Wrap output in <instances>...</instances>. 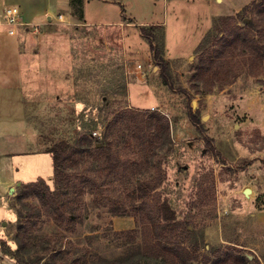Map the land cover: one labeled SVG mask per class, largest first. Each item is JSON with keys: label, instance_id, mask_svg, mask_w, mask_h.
Listing matches in <instances>:
<instances>
[{"label": "rangeland", "instance_id": "374dc122", "mask_svg": "<svg viewBox=\"0 0 264 264\" xmlns=\"http://www.w3.org/2000/svg\"><path fill=\"white\" fill-rule=\"evenodd\" d=\"M120 1L124 6L91 0L86 5L88 21L98 23L78 20L72 6L66 11V4L64 11L52 10L49 17L35 20L41 24L39 32L20 27L12 37L15 40L1 47L9 77L23 82L21 89L14 85L11 91L23 96L26 113L22 115L33 130L28 126L18 137H0L13 148L31 151L0 157V162L22 157L21 175L32 178L41 173L48 178L44 173L51 170L52 174L53 165L45 149L54 138L75 137L74 128L90 125L104 131L125 109L151 110L154 105L172 120V143L159 153L166 158L162 192L178 218L203 234L202 254L214 259L217 248L234 241L246 264H264V74L255 76L246 67L241 71L235 66L238 75L223 88L224 74L213 81L208 75L206 82L195 78L203 52L213 48L198 50L214 19L236 14L253 0ZM253 16L250 12L249 17ZM151 21L165 23L170 85L163 82L160 65L138 30L139 24ZM215 40L213 34L210 41ZM190 105L198 112V124L189 116ZM15 112L3 121L8 131L15 126ZM119 137L116 133L110 140ZM209 141L222 155L209 152ZM126 151L128 157L139 159ZM141 171H136L135 179L146 176L147 171ZM13 188L7 193L0 185V234L9 240L15 237L18 220L15 205H19L20 188ZM127 194L124 185H118L111 198L118 201L128 198ZM94 200L93 193L86 195L85 217L77 232L69 234L72 244L111 259L140 250L144 228L140 214L113 215L109 205H97ZM44 220L37 228L39 235L62 230L56 222ZM89 234H94L92 239ZM209 263L201 258L195 264ZM0 264L16 263L0 257Z\"/></svg>", "mask_w": 264, "mask_h": 264}, {"label": "trees", "instance_id": "16d2710c", "mask_svg": "<svg viewBox=\"0 0 264 264\" xmlns=\"http://www.w3.org/2000/svg\"><path fill=\"white\" fill-rule=\"evenodd\" d=\"M71 5L73 14L83 19L84 0H72ZM250 12L253 17H249ZM138 28L160 65L163 82L170 85L171 61L165 57V25L140 24ZM213 34L214 42L210 41ZM204 46L213 48L203 52L196 66L197 80L206 82L209 75L213 81L224 74L225 80L220 84L223 88L238 75L233 70L235 66L241 71L246 67L255 76L264 74V0H253L236 14L215 18L212 30L198 50ZM237 55L242 58L237 59ZM190 107L189 116L198 124V112ZM171 121L158 110L131 107L116 115L104 131L86 125L74 128L75 137L54 138L45 149L52 157L51 179L40 176L20 183L19 205H15L17 232L11 240L0 234V253L16 264H195L201 258L209 264H246L237 242L231 240L232 244L224 249H216L214 259L203 255V234L190 228V222L179 219L170 200L163 195L166 158L159 153L172 143ZM82 129L84 133L80 134ZM116 133L120 139L110 140ZM207 149L222 155L210 141ZM126 150L139 159L128 157ZM137 170H146V176L135 179ZM118 185H124L128 198L112 200ZM88 193L95 195L97 205H109L113 215L140 214L144 226L140 250L111 259L72 244L69 234L77 232L78 223L85 217ZM44 217L56 222L62 230L39 235L37 228L44 223ZM91 235L94 234L88 237Z\"/></svg>", "mask_w": 264, "mask_h": 264}, {"label": "crops", "instance_id": "0c3cea01", "mask_svg": "<svg viewBox=\"0 0 264 264\" xmlns=\"http://www.w3.org/2000/svg\"><path fill=\"white\" fill-rule=\"evenodd\" d=\"M91 0H84V17L83 19H79L77 16H75L78 20H81L83 22H97L96 20L93 21H88V16L86 13V5L90 2ZM101 2L104 3V6H108L109 4L115 3V4H119L120 6H124L123 1L120 0H99ZM168 2L170 0H167ZM11 4H16L20 7L21 10V18L24 21H35V20H42L39 19V17H43L44 15H46L47 17L50 16L49 13H51V11L56 10L58 12H62V10L64 11L66 9V4L68 5V9L66 11L70 12V9H72V0H3V2H1L0 4V22H2L4 20V16H5V9L8 5ZM64 16V14H63ZM122 21H116L114 23H121ZM106 23H113V22H106ZM164 24V21H151L149 23H143V24ZM142 24V23H141ZM140 25V24H139ZM3 27V28H2ZM4 26H0V137L1 138H12V137H18L21 135V129L24 128V133L27 131L28 129V124L25 121L26 116L22 115V111H24L26 113V102L24 101L23 96L21 95V93L17 92L14 93L12 90V88H14L13 86L15 85L16 88L21 89L22 88V84L23 82L21 81H13L12 77H9L8 74H10L9 71V66L8 63H4L1 59L5 58L3 57V53H4V49H2L1 47L4 46L5 43L9 44L12 43L15 39H13V35H10L9 37H6V32L4 31ZM6 30V28H5ZM139 30V28H138ZM140 33V31H139ZM15 35V34H14ZM17 54H19L20 50H16ZM18 80V79H17ZM16 83V84H14ZM154 105H152L151 107H153ZM19 108V111H18ZM13 109L16 111L15 112V126L10 129L13 130V133L10 135V130L8 131L7 126H5L3 123V121L8 118V117H12V111ZM22 109V110H21ZM21 110V111H20ZM26 115V114H25ZM8 120V119H6ZM30 128H32L31 126H29ZM33 130V128H32ZM35 134V131H33ZM20 134V135H19ZM35 138V136H34ZM19 140V139H18ZM21 140V139H20ZM20 142V141H19ZM18 142V143H19ZM4 143H6L7 145L4 146ZM22 143V142H20ZM19 143V144H20ZM8 142H5V140H1L0 139V157H13V156H23L25 153H29L31 151H27V149H19L17 148L15 145V147L13 148V144L8 145ZM12 146V147H11ZM18 146V145H17ZM13 155V156H12ZM50 156V160L52 163V157ZM7 163V162H6ZM5 165V167H4ZM23 166V159L22 157H19V159L17 160V158L14 159V161L8 162V164H3L2 162H0V185L2 186V188L8 193V192H12L13 191V187L15 185H20L21 182H29V181H33L35 179H37L38 177L42 176L45 177L43 174L41 173H37L36 177H26L24 175L20 174V167ZM53 167V166H52ZM53 172V171H52ZM48 175L47 179H51V170L48 171L47 173H44ZM50 177V178H49ZM5 223H3L4 225Z\"/></svg>", "mask_w": 264, "mask_h": 264}, {"label": "built area", "instance_id": "2783aa9c", "mask_svg": "<svg viewBox=\"0 0 264 264\" xmlns=\"http://www.w3.org/2000/svg\"><path fill=\"white\" fill-rule=\"evenodd\" d=\"M4 14H5L4 20L0 22V26H4L6 28V31L11 35L16 34V32L18 31V28L20 27L32 29L33 32H39L40 30L41 24L39 22L22 20L20 7L16 4L8 5L5 9ZM151 110L160 111V109L159 108L156 109L155 106L151 107ZM93 134L96 135L97 132H94ZM0 257L6 258V256L2 255L1 253H0Z\"/></svg>", "mask_w": 264, "mask_h": 264}, {"label": "water", "instance_id": "95a60500", "mask_svg": "<svg viewBox=\"0 0 264 264\" xmlns=\"http://www.w3.org/2000/svg\"><path fill=\"white\" fill-rule=\"evenodd\" d=\"M248 20L249 19H246V21H248ZM244 192H245V194H249L251 192V190H250V188H246Z\"/></svg>", "mask_w": 264, "mask_h": 264}]
</instances>
